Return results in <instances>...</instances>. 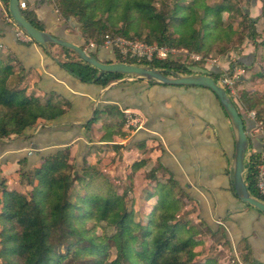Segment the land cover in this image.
Returning a JSON list of instances; mask_svg holds the SVG:
<instances>
[{
    "label": "trees",
    "instance_id": "obj_1",
    "mask_svg": "<svg viewBox=\"0 0 264 264\" xmlns=\"http://www.w3.org/2000/svg\"><path fill=\"white\" fill-rule=\"evenodd\" d=\"M1 1L11 18L8 0ZM50 1L65 21L75 22L82 48L89 41L100 46L104 35L109 34L156 43L179 53L186 49L203 57L211 55L209 51L224 55L238 49L245 37L258 45L253 59L257 58L259 46L264 49V41L256 43L258 18L237 8L239 29L219 22V14L229 10L232 0ZM21 13L43 31L33 10L23 8ZM261 16L264 17V4ZM61 48L76 57L67 59L64 67L84 83L106 86L132 76L100 72L70 49ZM111 51L112 58L104 62L146 65L166 75L194 73L178 60L181 53L138 61L123 58L115 49ZM90 53L96 56L94 51ZM231 68L226 73L229 76ZM221 73L211 70L204 75L217 81ZM25 79V68L19 59L0 50V141L21 136L39 123L52 122L69 108V101L63 97L27 95ZM224 89L229 93L227 87ZM240 102L244 110L254 111L253 123L264 130V105L243 89ZM109 109L113 113L115 107ZM98 113L84 123L85 128ZM243 120L245 125L247 120ZM111 146L118 148L116 144ZM262 147L261 142L259 151L247 154L244 181L248 192L264 201L256 186ZM76 153L69 145L57 147L42 154L32 167L23 157L18 161L16 180L10 184L2 175L0 163V264H221L208 247L210 240H218L219 246L229 251L227 264L249 263V252L242 250L240 244L233 250L222 225L213 229L199 217L194 205H188L189 196L170 173L163 179L157 168L149 170L143 179V190L136 194L137 201L128 207L125 193L116 190L105 175L84 179L87 154L78 162ZM141 165L142 161L133 162L126 175L132 177ZM72 172L79 174L81 181H76ZM137 213L141 216L137 217ZM99 215L104 222L102 227Z\"/></svg>",
    "mask_w": 264,
    "mask_h": 264
},
{
    "label": "crops",
    "instance_id": "obj_2",
    "mask_svg": "<svg viewBox=\"0 0 264 264\" xmlns=\"http://www.w3.org/2000/svg\"><path fill=\"white\" fill-rule=\"evenodd\" d=\"M19 2L35 12L43 31L76 44L81 41L73 30L75 22L65 21L50 0ZM16 27L0 0V50L15 55L25 68L26 94L63 97L70 104L56 120L39 123L21 136L0 141L2 175L8 182L16 180L18 161L23 157L32 167L42 154L69 145L77 151L78 162L87 154V165H91L98 153L94 147L106 146L121 158L122 165L129 167L126 173L133 162L142 161L132 174L134 183L142 182L136 187L137 195L143 190L145 174L152 168H157L163 179L171 174L189 196L188 205L195 206L199 217L213 229L222 225L233 250L240 244L242 250L249 252L247 264H264V213L245 205L234 192L233 129L210 89L151 83L134 76L122 77L106 86L84 83L64 67L67 59L76 57L68 55L63 46L43 45L32 38L22 42L16 37ZM87 48L101 61L112 58L109 48ZM212 72L221 70L217 67ZM109 106L115 107L113 113ZM96 111V119L85 128L84 123ZM126 111L136 123L125 119ZM245 126L250 141L246 158L249 152L260 150L261 134L252 130L253 121H246ZM111 144L118 148L113 149Z\"/></svg>",
    "mask_w": 264,
    "mask_h": 264
},
{
    "label": "rangeland",
    "instance_id": "obj_3",
    "mask_svg": "<svg viewBox=\"0 0 264 264\" xmlns=\"http://www.w3.org/2000/svg\"><path fill=\"white\" fill-rule=\"evenodd\" d=\"M264 4V0H232L229 5V10L224 11L218 16V20L221 24L227 25V27H232L239 29V25H237V21L239 20L238 9L241 8L243 11L248 14L249 17L256 19V31L258 33L256 38V43L260 41H264V17L261 16L262 5ZM237 9V10H236ZM77 27V25H76ZM73 29L75 32L80 35L78 28ZM81 40V39H80ZM80 42V44H79ZM77 44H83V41H79ZM90 42V41H89ZM85 49L89 50L88 44H85ZM258 47V45L254 44L250 38L245 37L241 42V45L238 49L228 50L224 55L214 54L212 51H209L211 55L206 57L201 56V60L195 61L190 57V53L182 50L180 53L175 52L174 54L179 53L181 59H178L191 69L194 73H208L212 69H216L217 67L221 70L222 73H227L231 68L230 78L234 81V95H230L232 102L236 105L237 109L239 108V112L243 115V117L247 121H254V111H246L243 109L242 104L240 102V92L241 90H247L255 95L258 104L264 105V49L259 46V50L257 52V58L253 59L254 49ZM92 51V50H91ZM172 54V56L174 55ZM261 54L262 56H258ZM96 55V53H95ZM169 56V55H168ZM177 57V56H176ZM239 59L243 61V63H239ZM219 78V77H218ZM216 79V78H215ZM218 80V79H217ZM223 88H226L225 85L220 84ZM241 110V111H240ZM126 116H129L126 114ZM104 117V116H103ZM105 119V118H104ZM126 119V118H125ZM129 119H132L129 116ZM104 121V120H103ZM102 123V122H101ZM104 123V122H103ZM254 126L252 130L254 133H261L260 125L258 123H253ZM109 148V147H108ZM104 151V153H103ZM97 154L90 162L91 165H87L85 175L83 176L85 180H90L93 177H99V175H105L107 178L111 179L113 186L119 192L125 193L126 200L128 201V207H130L133 201H137L136 196V187L137 185H141V181L139 183H134L133 177H128L126 171L128 170V166L124 163L121 164V158H117L116 154H112L111 149H101L97 148ZM110 152V153H109ZM109 153V154H108ZM102 156V157H101ZM119 161H118V160ZM96 160V161H95ZM88 162V160H87ZM246 163V162H245ZM123 169V172H120ZM74 178L76 181H81V177L79 174H75ZM118 174L122 175L119 176ZM123 175H125L123 177ZM8 181V179L6 178ZM9 184L12 183L10 180ZM8 184V185H9ZM24 187L22 188V190ZM26 191V190H25ZM139 213H137V217H140ZM194 217V216H193ZM99 225L104 226V222L102 221V216L99 215ZM101 227L99 231H101ZM110 232H117L116 230L110 229ZM125 240H127V236H124ZM208 247L215 255L216 259L221 261V264H227L228 257L230 256L229 251L225 249V247L219 246L218 240L212 242L211 240L208 242ZM207 248V245H206Z\"/></svg>",
    "mask_w": 264,
    "mask_h": 264
},
{
    "label": "water",
    "instance_id": "obj_4",
    "mask_svg": "<svg viewBox=\"0 0 264 264\" xmlns=\"http://www.w3.org/2000/svg\"><path fill=\"white\" fill-rule=\"evenodd\" d=\"M19 4V0H8L9 15L17 27L23 29L33 40L40 44L54 43L70 49L81 60L97 68L100 72L128 74L137 79L151 80L163 84L201 86L210 89L217 96L233 129L234 150L231 162V179L234 192L245 205L264 213V201L253 197L248 192L244 181L245 155L249 142L243 116L236 109L225 89L215 79L204 74L166 75L163 71L146 65L120 61H101L88 50L82 48L81 45L58 38L47 31L34 27L23 17Z\"/></svg>",
    "mask_w": 264,
    "mask_h": 264
},
{
    "label": "built area",
    "instance_id": "obj_5",
    "mask_svg": "<svg viewBox=\"0 0 264 264\" xmlns=\"http://www.w3.org/2000/svg\"><path fill=\"white\" fill-rule=\"evenodd\" d=\"M19 6L21 8L25 7L24 2H20ZM16 37L22 42H28L31 40V37L21 28L16 27L15 30ZM88 47H106L109 49H115L123 58H133L138 61L145 60L150 61L153 58L164 59L168 55L174 54L177 52L176 49L169 48L167 46L158 45L156 43H147L143 40L137 38H126L122 35H109L105 34L100 46H96L95 43L89 42ZM184 50V49H183ZM188 53L187 50H184ZM192 60L198 61L201 60V57L198 54L190 53ZM217 82L223 84L229 90V95H234L235 91L233 88L234 81L226 73H221ZM130 116L128 111L125 112ZM129 116L126 117L127 121L136 123V119H129ZM261 130V142L262 150L260 154V162L257 165V176H256V186L261 195L264 196V130L260 127Z\"/></svg>",
    "mask_w": 264,
    "mask_h": 264
}]
</instances>
